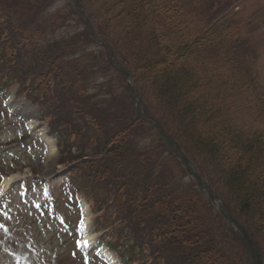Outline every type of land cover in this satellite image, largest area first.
I'll use <instances>...</instances> for the list:
<instances>
[{
	"label": "trees",
	"instance_id": "trees-1",
	"mask_svg": "<svg viewBox=\"0 0 264 264\" xmlns=\"http://www.w3.org/2000/svg\"><path fill=\"white\" fill-rule=\"evenodd\" d=\"M97 1L107 8L110 18L105 21L120 24L123 34L113 38L94 24L97 33L133 82L152 91L161 115L156 123L180 143L225 206L248 226L264 258V94L257 92L255 77L244 65L242 58L251 57L252 50L245 48L239 24L213 4L197 15L190 13L188 0ZM3 8L0 73L6 82L0 75V87L16 79L27 87L29 99L43 105L52 130L63 135L59 146L66 157L60 156L59 163L69 166L68 181L94 197L100 191L107 194L101 217L111 222L112 247L122 259L127 264H242L246 253L241 240L195 182L191 192L173 193L167 179L143 178L140 167L133 169L132 162L122 159L136 126L100 140V102L85 96L89 89L78 82L86 69L78 65L75 72L54 51L52 59L43 53L22 59V52L41 45L34 35L18 32ZM203 13L209 15L207 21Z\"/></svg>",
	"mask_w": 264,
	"mask_h": 264
},
{
	"label": "rangeland",
	"instance_id": "rangeland-1",
	"mask_svg": "<svg viewBox=\"0 0 264 264\" xmlns=\"http://www.w3.org/2000/svg\"><path fill=\"white\" fill-rule=\"evenodd\" d=\"M102 3L97 0H0V6L3 5V10L19 27L17 31L34 35L41 45L39 48L36 46L32 51L29 48L22 52V59H26L32 53H43L52 59L56 55L52 54L54 51L60 53L64 60H68L70 66L76 67L73 68L75 72L76 69H80L78 65L86 69L85 72L79 73L81 78L78 82L89 89L84 93L85 96L93 99L92 101L100 102L99 116L102 124L98 134L100 140L104 141L110 134L130 124L132 127L136 126L133 128L131 142L127 141L131 144H126L122 148V159L132 162L133 169L140 167L143 178L146 175L152 176L159 183L167 179L173 193H189L193 187L191 175L156 128L157 124L162 129V126L156 123L160 121L161 115L152 91L145 84L143 85L148 88L134 83L131 73L130 78L127 79L123 72L109 61L105 44L93 38L97 41L95 43L89 37L91 32L87 29V24L80 13L91 20L102 33H112L113 38H120L123 34L120 24L116 25L114 21L109 25L105 21L110 17L106 16L107 8ZM211 4L215 10L222 9L219 14L233 16L239 24L244 38L242 41L246 42L245 48H249L248 51L252 50L251 57L242 58L244 65L247 64L251 75L255 77L253 86L257 88V92L264 94V0H203V3L198 0L192 3L188 0L190 13L193 14L201 9L207 12L203 6L208 7ZM208 17L209 15H205L203 21H207ZM19 39L14 37V42H18ZM68 43L72 47H66ZM119 56L124 57L121 54ZM126 60L127 64L131 62L128 57ZM13 66L19 68L18 63H14ZM73 70L71 68L72 72ZM120 73L122 77L124 76V80L120 78ZM1 76L2 82L5 83V75L1 74ZM100 83L102 86H99ZM129 83L134 86L138 94L139 104L137 101H132L133 93L128 86ZM26 88L20 87L16 79L0 92V178L3 172L13 169L16 171L12 172L11 176L20 174L32 178L37 174L51 183L53 180L56 193L39 186L27 195L26 192L21 191L19 184L11 183L7 197L8 204L6 208L0 209V264H45L55 258L57 264H83L82 259L75 252L76 241L83 236L78 226L81 217L78 206L80 199L75 200L72 194L65 191V186L68 189L69 185L62 173L68 165L58 164L60 156L66 157V154L61 153L58 145L63 135L50 134V124L48 125L47 119L44 120L41 112L43 105L31 102L25 93ZM195 96H198V93ZM254 99L256 101V98ZM137 110H140L145 117L137 116ZM78 117L81 119V116ZM30 121L38 123V127L31 129ZM39 129L44 130L45 135L48 133L49 137L43 136L44 140L38 136ZM57 129L54 131L56 132ZM52 144L55 149L53 155L49 157L48 152ZM69 144L71 148L72 144ZM166 146L173 152L172 154L167 151ZM137 156H140L141 160H131ZM82 179L79 178V181L81 182ZM97 193L96 197L88 194L87 189L80 193L90 204L89 229L92 251L104 246L99 237L101 232H106L111 225L110 221L101 217L104 213L103 209L106 211L107 194L105 195L103 191ZM26 196H30L31 199L25 200ZM43 196H53L55 201L42 199L35 202L36 198ZM98 199L102 200V203L98 204ZM179 204L184 205V202L179 201L177 205ZM190 211L193 213L192 208ZM18 212L23 215L18 226L21 231L17 233L16 241H13L12 235L16 233L14 227L18 221ZM104 223L106 225L100 231ZM230 227L235 233H241L234 224ZM245 247L246 259L242 264H257L258 256L254 247L247 244ZM114 258V262L118 261L115 256Z\"/></svg>",
	"mask_w": 264,
	"mask_h": 264
},
{
	"label": "water",
	"instance_id": "water-1",
	"mask_svg": "<svg viewBox=\"0 0 264 264\" xmlns=\"http://www.w3.org/2000/svg\"><path fill=\"white\" fill-rule=\"evenodd\" d=\"M81 14L83 15V13H81ZM88 23L90 25V28H91V31H92L93 35L97 38V35H96V32L94 30L93 25L90 23V21H88ZM106 46H107V49H108V59H109V61L113 65H115L117 68H119L123 72V74L125 75V77L127 79H129L130 78V73L122 65L116 63V61L114 59V56H113L112 48L108 44ZM129 87H130L131 92L133 93L132 101L133 102L137 101L138 104H139L140 103V99L138 97V94H137L134 86L129 83ZM134 107H136V109H139L138 106H135L134 105ZM137 113L139 115H143V113L140 110H137ZM158 129H159V132H160L161 136L163 137V139L167 142V144L174 150V152L176 153V155L185 164L188 172L196 179L198 185L202 189L206 190V192L208 193L209 197L216 202L218 200L217 194L209 187V185H207V183L204 180H202V178H200V176L196 172L194 166L192 165L191 161L186 156L185 152L183 151V149L179 145V143L176 142L169 135H167L160 128V126H158ZM219 208H220L221 212L225 215L227 221L229 223L235 224L241 230V232H242V239L244 240V242L247 245L257 246L256 243L254 242L253 238H252V235H251L249 229L242 222H240L228 209H226L225 206L223 205V203H220ZM257 248H258V246H257ZM258 264H263V261H262V258L260 256V254L258 256Z\"/></svg>",
	"mask_w": 264,
	"mask_h": 264
},
{
	"label": "bare ground",
	"instance_id": "bare-ground-1",
	"mask_svg": "<svg viewBox=\"0 0 264 264\" xmlns=\"http://www.w3.org/2000/svg\"><path fill=\"white\" fill-rule=\"evenodd\" d=\"M53 40H54V39H53ZM31 125H32V127H33L34 125H36V123H35L34 121H32V122H31ZM42 129H45V128H42ZM42 129L40 130V135H41V136H45V137H49L48 134L45 135V131L42 130ZM54 149H55V147H54V145L52 144V146H51V150H50V152H49V154H48L49 157H51V156L53 155V153H54ZM7 183H9V179L6 180L5 184H7ZM102 253H103V255H104L107 259H109L111 262H114V261H115L114 254H112V252H111L109 249H107V248H103V249H102ZM118 262H119V261H116V262H114V263H118Z\"/></svg>",
	"mask_w": 264,
	"mask_h": 264
},
{
	"label": "snow or ice",
	"instance_id": "snow-or-ice-1",
	"mask_svg": "<svg viewBox=\"0 0 264 264\" xmlns=\"http://www.w3.org/2000/svg\"><path fill=\"white\" fill-rule=\"evenodd\" d=\"M83 243H87V242H83Z\"/></svg>",
	"mask_w": 264,
	"mask_h": 264
}]
</instances>
